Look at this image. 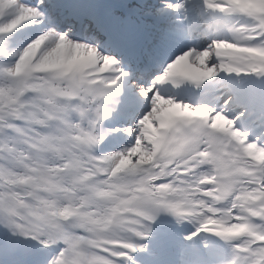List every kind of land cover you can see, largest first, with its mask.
<instances>
[{
	"label": "snow or ice",
	"instance_id": "snow-or-ice-1",
	"mask_svg": "<svg viewBox=\"0 0 264 264\" xmlns=\"http://www.w3.org/2000/svg\"><path fill=\"white\" fill-rule=\"evenodd\" d=\"M0 264H264V0H0Z\"/></svg>",
	"mask_w": 264,
	"mask_h": 264
}]
</instances>
